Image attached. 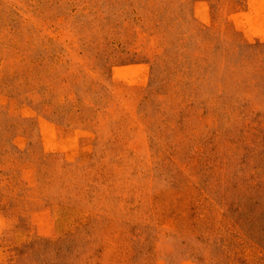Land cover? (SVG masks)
I'll list each match as a JSON object with an SVG mask.
<instances>
[{"label": "rangeland", "instance_id": "rangeland-1", "mask_svg": "<svg viewBox=\"0 0 264 264\" xmlns=\"http://www.w3.org/2000/svg\"><path fill=\"white\" fill-rule=\"evenodd\" d=\"M0 264H264V0H0Z\"/></svg>", "mask_w": 264, "mask_h": 264}]
</instances>
